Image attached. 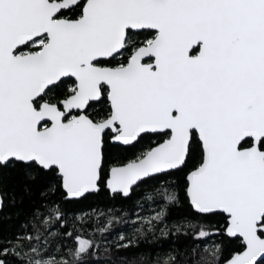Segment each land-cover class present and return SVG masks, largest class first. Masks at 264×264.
I'll list each match as a JSON object with an SVG mask.
<instances>
[{
  "label": "snow or ice",
  "instance_id": "1",
  "mask_svg": "<svg viewBox=\"0 0 264 264\" xmlns=\"http://www.w3.org/2000/svg\"><path fill=\"white\" fill-rule=\"evenodd\" d=\"M0 264H264V0H0Z\"/></svg>",
  "mask_w": 264,
  "mask_h": 264
},
{
  "label": "trees",
  "instance_id": "2",
  "mask_svg": "<svg viewBox=\"0 0 264 264\" xmlns=\"http://www.w3.org/2000/svg\"><path fill=\"white\" fill-rule=\"evenodd\" d=\"M141 198L143 199V194H141ZM96 203H98L100 205V207H105V204L107 203L103 198H100L99 200L96 201ZM156 207L155 204H153L151 201H146L145 200V208L143 211L137 209V211H140L141 212V215H148L150 214V208H154ZM107 210V209H105ZM131 211V209H129ZM132 219H135V217H131ZM217 221L216 220H213L212 223H216ZM125 227L127 228L128 226L125 225ZM91 230V229H90ZM10 235V229H9V226L8 225H5L4 227V230H3V236L4 237H7Z\"/></svg>",
  "mask_w": 264,
  "mask_h": 264
}]
</instances>
